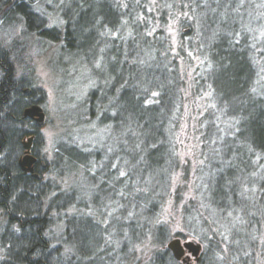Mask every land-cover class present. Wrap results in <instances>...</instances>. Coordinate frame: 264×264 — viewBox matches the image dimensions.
<instances>
[{"label": "trees", "instance_id": "16d2710c", "mask_svg": "<svg viewBox=\"0 0 264 264\" xmlns=\"http://www.w3.org/2000/svg\"><path fill=\"white\" fill-rule=\"evenodd\" d=\"M34 1L0 0V13L11 16L9 19L22 16L28 29L39 30L45 38H62L63 49L74 54L73 60L84 57L94 62L100 53L97 49L103 48L102 58L110 62L112 87L101 90L98 113L91 109L90 114L95 119L103 113L102 120L112 127L113 153L120 164L111 156L103 161L102 169L101 156L95 157L99 169L94 175H85L96 181L97 193H104V204L98 196L92 202L98 220L68 218L67 230L59 240L67 253L50 249L42 236L46 217L31 218L30 213L53 187L41 178L23 176L15 157L22 150L24 136L37 134L35 126L27 129L31 121L23 116L24 109L37 102L19 89L16 93L5 91L0 99V206L10 218L19 214L24 220L19 217L18 237L4 235L9 244L2 264H118L133 257L131 249L145 239L148 224L169 192L174 173L181 168L176 153L185 102L180 59L192 64L196 57L201 60L194 71L196 96L201 98L206 92L213 112L201 120L204 133L208 139L216 135L199 172V192L210 212L223 217L233 214L236 226L231 234L239 238L240 252L249 246L255 249L259 238L254 242L247 236L242 243L241 238L264 233V35L249 33L257 31L261 23L254 19L257 13L244 6L237 21V0H159L172 9L180 4L187 12L180 19L178 46L174 48L164 30H148V0H55L64 20L61 35L43 29L44 21L30 11ZM253 3H249L251 7ZM162 16L164 23L166 17ZM260 17L263 21L264 8ZM248 24L255 27L249 29ZM0 59L6 58L0 54ZM220 124L224 128L215 129ZM75 151L69 153V164L80 169L90 155ZM121 167L126 174L119 178ZM188 173L185 171V178ZM59 192L53 201L62 198L63 192ZM74 193H67L65 211L69 204L87 208V199L74 197ZM112 204L119 210L115 214L109 207ZM184 211L185 222L199 227L194 231L196 237L204 240L211 235L197 206ZM110 215L111 223H104ZM157 230L155 245L160 250L148 264H177L164 249L167 231ZM208 241L212 244L213 240ZM211 255L206 249L200 264H213Z\"/></svg>", "mask_w": 264, "mask_h": 264}, {"label": "rangeland", "instance_id": "374dc122", "mask_svg": "<svg viewBox=\"0 0 264 264\" xmlns=\"http://www.w3.org/2000/svg\"><path fill=\"white\" fill-rule=\"evenodd\" d=\"M251 1H254L252 7L249 4ZM179 3H182V1H179ZM263 3V0H237L238 10L240 11H237V21L240 19L238 16L241 15L244 6L247 10L257 13L254 19L260 20L261 23L257 25V31L249 30V33H252V35L255 33L261 38L264 35V20L262 21L263 18L260 17L264 8ZM254 5L255 9H252ZM179 6L180 4L176 9H172L171 6L164 5L159 0H148V12L150 13L146 24L148 30L154 31L158 28L164 30L174 48L178 46L180 19H183L187 13L182 11ZM30 11L35 13L41 21H44L43 29L49 32L54 31L60 35L63 34L64 20L55 0H36L33 2ZM3 14L4 12L1 11L0 54L4 55L6 59L2 63L0 62V86H5V75H10L12 83H15L16 86L23 85L25 89L32 91L31 95L34 96V100L37 102L34 105H38L44 115L43 124L34 125L37 128L38 135L32 143L33 155L38 154L39 158L37 157V159L45 164V167H42L41 171L37 169L36 173L40 172L41 179L51 182L53 188L44 196L42 202L35 204L36 207L32 209L30 215L31 218L44 219L46 217L47 222L44 225L42 236L50 249L64 254L68 250L59 246V240L64 230H67L66 220L71 219L72 216L75 218L83 216L98 220L96 217H99V215H96L92 202L97 196L99 202H103L102 204L105 201L103 198L104 193H97L99 191H97L96 181L90 180L85 173L94 175L99 169L100 162L96 161L98 158L95 160L97 156H101L99 159H101L102 169L105 166L103 161L111 156L115 158V164H120L119 158L114 157L113 153V150L115 152L113 147H115L116 141L112 139H114L115 132L112 133V127H108L107 123L102 120L104 118L103 113L95 119H92L90 114L91 109L93 113H98L97 108H99L103 96L101 90H110L112 87L109 81L110 62L103 60L102 47L97 49V52L100 53H97L96 58L98 59L94 62L84 57L73 60L72 56L74 54L63 49L65 43L62 38L59 41L52 40L51 37L45 38V36L39 34V30L28 29L22 16L17 17V20V18L9 19L11 16L7 15L3 17ZM9 14L14 15L13 12ZM162 15L166 17L164 23L160 19ZM248 26L249 29L255 27V25L249 24ZM56 36L53 33V37ZM114 36L111 38H114ZM259 50L261 51L262 48L260 47ZM107 60L110 61V58ZM180 60V82H183L181 91H183L185 102L181 127L176 136L178 144L176 153L181 168L174 173L169 183V192L158 207V213L152 218V222L148 224V234L145 239L140 244L133 246L134 248L131 249L133 257L131 255L127 258V261L118 264H148L153 254L160 250L155 245L159 233L157 229L167 231L164 249L167 248L170 252L168 244L173 239H180L182 244L192 242L200 246L196 256L187 248H185V253L180 260H177L172 254L177 264H200L203 252L206 249L212 254L213 264H264V233L263 235L258 234L259 237L253 234L242 236L241 243L244 239H247V236H250V239L254 242L258 238L260 239L259 243L255 244V249L249 246L242 253L238 247L239 238H236L233 233L231 234L236 226L233 214L230 212L224 217L220 215L221 218L213 211L210 212L209 206L204 208L206 199L199 192L202 177L199 172L203 171L202 166L206 161L207 151L210 147L213 148V139L216 135L213 138L212 134L210 136L212 138L208 139V133H206V136L201 120L205 115L213 112L210 110L211 100H209V95L206 92L201 98L196 96L198 94L194 87L196 84L194 71L201 64L200 57H196L192 64ZM135 61L133 60V63ZM107 83L108 86L106 87ZM114 114L115 112L111 116ZM221 126L224 128V124H220V127L216 126L215 129H221ZM27 129L30 131L33 128L27 127ZM31 136H35V134L31 132L29 135L24 136L22 141L27 143L29 139L33 138ZM75 150L80 151L81 154L90 155L85 166H80V169L77 165L70 167L71 164H69L71 162L70 156H72L69 153L73 154L76 152ZM22 151L23 149L20 152ZM202 152L204 153L202 154ZM20 156L21 154L15 156L16 160ZM187 170L189 171L188 178H185L184 174ZM125 174L121 167L118 177L121 178ZM75 189L76 194L73 191ZM90 189L94 191H87ZM56 192H59L58 195L63 192L62 198L53 201ZM67 193H74V197L80 195L81 198L87 199L85 200L87 208L83 206L76 209L74 204H69L71 207L65 211L66 209L63 207L66 205V200L69 199ZM1 203L0 205H2ZM116 206L117 204L109 206L114 214L119 211ZM196 206L200 209L202 217L208 222L203 226L206 225L211 233L204 240L194 234V231H197L195 229L197 225L193 226L185 222L184 208H194ZM9 214L7 210L0 206V264L7 258L6 249L9 242H6L4 237H18L20 234L19 217L24 220V217L19 214L16 215V219L10 218L11 214L10 216ZM110 218H112V215L102 221L107 224L111 223ZM111 229L114 232L112 234L115 235L116 230H113L112 227ZM208 240H213L212 244ZM59 248L62 250H59ZM164 249L162 248L161 251H164Z\"/></svg>", "mask_w": 264, "mask_h": 264}, {"label": "flooded vegetation", "instance_id": "af4514ba", "mask_svg": "<svg viewBox=\"0 0 264 264\" xmlns=\"http://www.w3.org/2000/svg\"><path fill=\"white\" fill-rule=\"evenodd\" d=\"M1 61H3V60H1ZM4 80H5V83L6 84H5V86L4 85L0 86V99H2L1 97H4L3 95H4V92L5 91H8V92L11 91V92H15L16 93L15 90L16 89H19V91L22 94L30 95L32 93L31 90L25 89L23 85L16 86L15 83H12V80H11L10 75H5ZM9 82H11V83L9 84ZM27 108H25L24 111H23L24 118L26 117L25 116V110ZM27 118H29V120L31 121L30 124H29V128H31L34 125L35 126L37 125V121H36V118L35 117L34 118L27 117ZM36 133H38V132H36ZM37 135L38 134H36L35 136H31V137H33L32 139H29L30 138L29 137L28 138L29 140H28L27 143L24 142V141H21V144H23L22 145L23 151L19 153V154H21V156L19 157V159L16 160L17 165L19 166L20 172L23 174V176H25V177H31V178H34V179H40L41 178V176L39 174L40 172L39 173H36L37 172L36 170L39 169V171H41L42 167H45V164L44 163H41V161H39L37 159V157L39 155L38 154H36V155L34 154L33 155V145H32V143L35 141V138L37 137ZM22 140H24V138ZM19 154H17V155H19ZM26 156H29L30 158L25 159ZM34 174H36L37 177L34 176Z\"/></svg>", "mask_w": 264, "mask_h": 264}, {"label": "water", "instance_id": "95a60500", "mask_svg": "<svg viewBox=\"0 0 264 264\" xmlns=\"http://www.w3.org/2000/svg\"><path fill=\"white\" fill-rule=\"evenodd\" d=\"M25 116L30 118H36L37 123L43 124L44 122V115L42 113L41 108L38 105H33L25 110ZM27 159V158H26ZM168 248L171 250L173 256L180 260L184 253L185 248H187L194 256L198 254V251L200 249L199 245H195L192 242H186L184 244L181 243L180 239H173L169 242Z\"/></svg>", "mask_w": 264, "mask_h": 264}, {"label": "bare ground", "instance_id": "6f19581e", "mask_svg": "<svg viewBox=\"0 0 264 264\" xmlns=\"http://www.w3.org/2000/svg\"><path fill=\"white\" fill-rule=\"evenodd\" d=\"M37 124H38V123H37ZM26 158H30V157H29V156H26V157H25V159H26ZM34 176H36V177H37V175H36V174H34Z\"/></svg>", "mask_w": 264, "mask_h": 264}]
</instances>
